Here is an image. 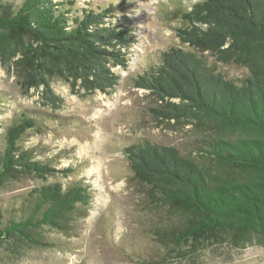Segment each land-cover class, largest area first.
Segmentation results:
<instances>
[{"label": "trees", "instance_id": "16d2710c", "mask_svg": "<svg viewBox=\"0 0 264 264\" xmlns=\"http://www.w3.org/2000/svg\"><path fill=\"white\" fill-rule=\"evenodd\" d=\"M112 14L110 7H76L75 0H22L13 8L0 2V59L15 58L20 87L39 92L43 106L63 103L53 78L69 82L74 93H109L119 81L112 67H127L134 41L129 25L109 21ZM182 17L186 24L178 37L191 50L170 47L160 65L133 82L160 101L152 109L160 122L194 120L208 134L196 156L149 140L126 146L132 178L151 204L167 207L154 233L164 246L264 244V0H196ZM205 52L221 64L244 67L246 74L227 78L206 63ZM41 126L22 114L6 127L1 184L70 171L35 159L32 148L20 145ZM90 200L89 187L80 182L34 187L22 212L1 224L0 244L17 237L30 246H53L42 231L67 233Z\"/></svg>", "mask_w": 264, "mask_h": 264}, {"label": "rangeland", "instance_id": "374dc122", "mask_svg": "<svg viewBox=\"0 0 264 264\" xmlns=\"http://www.w3.org/2000/svg\"><path fill=\"white\" fill-rule=\"evenodd\" d=\"M21 1L0 0L12 8ZM195 1L75 0L76 7L97 11L110 7L113 16L109 21L129 25L134 41L128 48L127 67H112L119 81L109 93H74L69 82L53 78L54 92L63 97L57 109L43 106L40 93L33 88L24 91L20 87L21 70L15 58L0 59V139L22 114L32 116L42 126L28 131L20 145L32 148L35 159L55 169H70L46 180L24 176L0 183V227L22 212L34 187L58 182L67 188L80 182L91 194L88 208L73 218L67 233L42 231L53 246H30L12 237L0 244V264H264V244L234 247L202 241L196 248L183 243L171 249L157 242L154 233L167 207L146 199L143 186L132 178L124 153L126 146L149 140L196 156L202 136L208 134L194 120L160 122L152 111L160 101L133 82L160 65L161 53L170 47L191 50L181 42L177 29L185 26L182 14ZM203 58L229 79L246 74L244 67L221 64L206 52Z\"/></svg>", "mask_w": 264, "mask_h": 264}]
</instances>
